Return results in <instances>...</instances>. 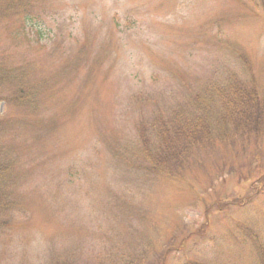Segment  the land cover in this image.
Masks as SVG:
<instances>
[{"label":"rangeland","instance_id":"obj_1","mask_svg":"<svg viewBox=\"0 0 264 264\" xmlns=\"http://www.w3.org/2000/svg\"><path fill=\"white\" fill-rule=\"evenodd\" d=\"M26 10L30 21L0 23L3 64L36 93L32 108L0 100V151L16 159L0 264H261L262 105L234 116L238 126L213 112L209 136L187 131L158 152L168 178L144 172L138 148L156 141L143 135L156 113H187L230 76L264 101V0Z\"/></svg>","mask_w":264,"mask_h":264},{"label":"trees","instance_id":"obj_2","mask_svg":"<svg viewBox=\"0 0 264 264\" xmlns=\"http://www.w3.org/2000/svg\"><path fill=\"white\" fill-rule=\"evenodd\" d=\"M28 2H30V0H0V23L9 22L20 16L22 19L21 21H30L28 18V16H30L29 11L27 12L26 10ZM31 26H33V24H31ZM35 95L36 93L33 88L27 86L24 80H22V77L16 76L13 68L3 64L2 55H0V100L5 103H15L20 107L30 106L32 108ZM195 98L196 99L191 100L190 104L194 101L196 107L189 109V111L187 110V113L183 110H172L168 112V114L156 113L155 119H153L149 125H145L147 127L143 130V135L148 136L147 133H149L151 137L156 140L150 143L148 138H144V145H142L141 149L138 148V155L141 162H144H142L143 171L147 174L154 170L158 174H162L161 176L164 178L170 177L166 175L169 169L166 167V170L163 165H160L161 159L155 160V155H157L158 152L165 154L167 151L166 148L174 152L177 139L181 137L180 141H182L183 135L186 134L187 131L195 132L197 128L205 129L209 136L211 132V121L209 122L208 120L211 119L213 112L215 118L218 117L217 111H219L221 117L227 116V118L223 120L221 117H218L223 121L222 126L224 127L228 125L238 126V122L234 116L243 115L242 113H245V111H248L247 114H250L254 102L258 103L260 106L262 105L261 109L263 108L264 112L262 103L264 101L259 100L260 97L257 91L252 88V85L241 83L233 76H230L223 84L206 86L204 92ZM228 117L231 118L228 119ZM217 123L218 120L216 119V124ZM1 124L2 117L0 116V130ZM145 162H147L146 166L144 165ZM15 164L16 159L11 157L4 158L0 151V209L2 207V201L4 200L5 205L9 204L10 196L13 194L14 188L11 183V176L13 177L11 168ZM140 167L141 163L138 168ZM261 253L260 261L261 264H264V252L261 250ZM113 256L117 263L118 261L122 263L123 257L124 260L126 258L123 254H114ZM101 263L104 264V261ZM125 264L131 263L125 262Z\"/></svg>","mask_w":264,"mask_h":264}]
</instances>
